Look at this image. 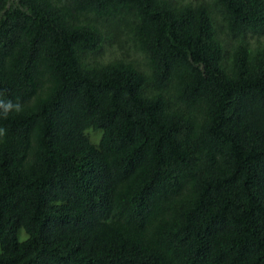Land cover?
Returning <instances> with one entry per match:
<instances>
[{
  "label": "trees",
  "instance_id": "trees-1",
  "mask_svg": "<svg viewBox=\"0 0 264 264\" xmlns=\"http://www.w3.org/2000/svg\"><path fill=\"white\" fill-rule=\"evenodd\" d=\"M264 0H0V264H264Z\"/></svg>",
  "mask_w": 264,
  "mask_h": 264
},
{
  "label": "rangeland",
  "instance_id": "rangeland-1",
  "mask_svg": "<svg viewBox=\"0 0 264 264\" xmlns=\"http://www.w3.org/2000/svg\"><path fill=\"white\" fill-rule=\"evenodd\" d=\"M264 38V37H263Z\"/></svg>",
  "mask_w": 264,
  "mask_h": 264
}]
</instances>
